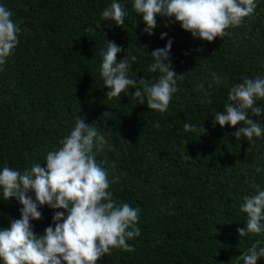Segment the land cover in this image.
Returning a JSON list of instances; mask_svg holds the SVG:
<instances>
[{
	"label": "trees",
	"instance_id": "trees-1",
	"mask_svg": "<svg viewBox=\"0 0 264 264\" xmlns=\"http://www.w3.org/2000/svg\"><path fill=\"white\" fill-rule=\"evenodd\" d=\"M113 2L126 12L120 27L102 20ZM254 3L252 14L208 43L160 16L149 36L133 0H0L20 29L17 46L0 66V171L44 166L46 154L83 118L105 138L94 151L109 179L119 177L108 189L116 203L140 210V235L127 241L134 251L113 249L97 264H243L251 248L264 247V232H237L246 224L243 198L256 193L254 186L264 190V133L236 138L242 125L212 123L234 85L264 78V0ZM169 40L171 69L184 75L164 113L139 104L135 88L118 98L105 96V41L122 49L117 63L136 57L129 78L154 83L162 74L149 71L151 53ZM212 73L221 83L209 89ZM254 106L264 109V99ZM249 118L264 127V115L249 111ZM185 123L197 131H184ZM20 209L0 192V229L19 219ZM38 210L42 217L31 224L43 235L61 210Z\"/></svg>",
	"mask_w": 264,
	"mask_h": 264
},
{
	"label": "clouds",
	"instance_id": "clouds-1",
	"mask_svg": "<svg viewBox=\"0 0 264 264\" xmlns=\"http://www.w3.org/2000/svg\"><path fill=\"white\" fill-rule=\"evenodd\" d=\"M133 8L142 18L140 23L145 25L143 32L149 36L157 27L156 17L160 16L174 18V22L193 38L211 43L225 36L226 29L238 26L243 18L252 14L256 4L254 0H133ZM125 16L119 2H113L102 12L103 21L110 20L118 27L124 24ZM11 17L12 13L0 6V66L6 63L18 44L20 29ZM165 35L162 34L161 39ZM105 43L107 47L101 53L100 73L108 89L105 96L118 98L122 93L127 95L128 88H135L132 97L139 104L164 113L177 91V80L184 75L178 76L171 69L172 41L151 53L154 62L149 71L162 74L154 83L143 77L139 81L129 78L130 60L134 62L136 57L129 60L125 56L117 63V54L122 49L114 42ZM219 83L220 77L212 73L208 88ZM198 89L204 90V84H199ZM260 99H264V78H245L229 91L224 111L212 115L213 126L218 124L223 128L239 124L242 126L234 133L236 138L243 136L251 140L260 137L264 127L249 118V111L257 117L264 115V109L254 106ZM159 126V123L154 125ZM183 127L184 131H197L188 123ZM199 130L206 132L203 126ZM104 143V136L98 135L94 126L77 118L70 134L59 141L60 147L46 154L44 166L37 163L23 173L7 166L0 171L2 200L15 198L21 205L20 218L10 221L7 229H0L2 264H97L113 249L134 251L127 241L140 235V229L136 227L140 210L127 203L117 204L108 190L111 184L119 181V177L110 180L108 170L96 160L94 147ZM254 187L256 193L243 198L240 210L246 214V224L237 229L239 237L264 232L261 223L264 221V190ZM43 206L61 211H54L52 224L43 235H37L31 221L41 219L38 209ZM260 258H264V247H253L242 260L243 264H257Z\"/></svg>",
	"mask_w": 264,
	"mask_h": 264
}]
</instances>
